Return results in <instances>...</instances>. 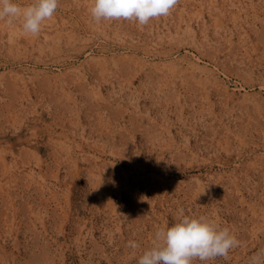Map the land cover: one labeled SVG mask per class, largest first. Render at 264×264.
I'll list each match as a JSON object with an SVG mask.
<instances>
[{
    "label": "rangeland",
    "instance_id": "374dc122",
    "mask_svg": "<svg viewBox=\"0 0 264 264\" xmlns=\"http://www.w3.org/2000/svg\"><path fill=\"white\" fill-rule=\"evenodd\" d=\"M89 7L58 0L37 36L0 20V264H138L180 209L240 242L192 264H249L264 0H179L143 26Z\"/></svg>",
    "mask_w": 264,
    "mask_h": 264
},
{
    "label": "clouds",
    "instance_id": "9594fccd",
    "mask_svg": "<svg viewBox=\"0 0 264 264\" xmlns=\"http://www.w3.org/2000/svg\"><path fill=\"white\" fill-rule=\"evenodd\" d=\"M179 0H90L88 11L93 21L134 20L140 26L150 19L167 16ZM58 0H34L22 7L13 0H0V20L12 24L21 20L25 34L37 36L44 21L53 18ZM236 237L229 229L217 230L204 217L193 218L180 215L172 226L161 228L155 234V242L150 250L139 258L138 264H192L193 259L201 261L216 257H228L229 251L239 246ZM128 246L135 249L138 245L129 241ZM249 264H264V250L254 254Z\"/></svg>",
    "mask_w": 264,
    "mask_h": 264
},
{
    "label": "bare ground",
    "instance_id": "6f19581e",
    "mask_svg": "<svg viewBox=\"0 0 264 264\" xmlns=\"http://www.w3.org/2000/svg\"><path fill=\"white\" fill-rule=\"evenodd\" d=\"M167 99V98H166ZM167 101V100H166ZM168 105V103H167ZM165 106V105H164ZM255 107H259L261 109V107H264V97L260 96L258 97V101L257 104H255ZM169 107L165 108L164 110L167 111Z\"/></svg>",
    "mask_w": 264,
    "mask_h": 264
}]
</instances>
